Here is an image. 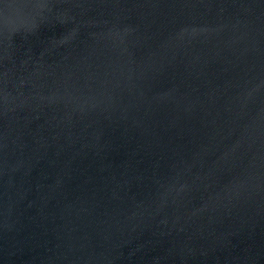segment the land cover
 Here are the masks:
<instances>
[{
	"label": "water",
	"instance_id": "95a60500",
	"mask_svg": "<svg viewBox=\"0 0 264 264\" xmlns=\"http://www.w3.org/2000/svg\"><path fill=\"white\" fill-rule=\"evenodd\" d=\"M0 264H264V0H0Z\"/></svg>",
	"mask_w": 264,
	"mask_h": 264
}]
</instances>
